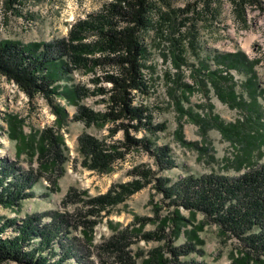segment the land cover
Listing matches in <instances>:
<instances>
[{
    "label": "trees",
    "instance_id": "obj_1",
    "mask_svg": "<svg viewBox=\"0 0 264 264\" xmlns=\"http://www.w3.org/2000/svg\"><path fill=\"white\" fill-rule=\"evenodd\" d=\"M22 3L23 0H4L5 14H16L17 5ZM229 3L244 26H248L250 6L264 10L263 0H229ZM223 10L224 0H189L184 7H175L172 0H111L100 11L77 20L65 38L27 44L15 39L0 40V77L14 81L30 98L39 94L46 97L56 115L59 129L65 124L68 111L55 101L56 97L65 99L69 104H78L84 96L91 94L100 96V101L105 102V111L78 105L74 117L87 126L113 123L110 135L122 131L123 139L109 143L90 133H83L79 137V150L87 168L100 173L110 172L116 161L124 159L132 151L143 149L154 156L159 168L156 171L146 164L137 165L131 171L133 180L115 183L103 194L88 195L85 217L79 215L77 218L72 213L54 210L32 213L20 222L16 218H0V264L8 261L99 264L100 260L90 258L93 250H86L83 240L71 235L70 227L82 225L83 236L88 240L86 243L93 245V228L98 223L97 218H103V211L108 213L111 207L124 202L150 183H153L156 192L162 194V202L171 206L172 210L162 217V207L158 204L154 209L156 217L136 218L135 223L140 226L129 224L115 228L114 233L99 247L115 256L117 264H208L191 256L192 253L201 257L205 255V240L200 231L208 224H215L221 242L231 245L229 264H264V163L253 161L255 149L264 146V113L257 97L261 89L252 69L254 61L243 52L215 55L219 65L247 70L249 77L244 87L252 97L250 101L238 94L234 85L227 84L232 76L220 74L219 70L208 71L199 82L207 92L208 84H212L219 98L230 107H240L248 112L244 120L233 123H227L216 114L203 118L196 115L204 130L216 127L225 138L241 145L234 162L240 170H245L238 175L213 171L202 175L188 174L175 182L160 175L159 171L172 169L177 163L170 146L156 145L149 134L162 132L167 126L154 122L149 105L135 103L138 92L148 96L151 91V84L144 74L148 54L145 35L153 30L160 37L169 39L174 47V61L179 66L188 51L201 58L198 24L203 21L208 25L219 18ZM203 65L207 69L208 65L204 62ZM111 67L115 69L108 70ZM77 69L92 73L94 89L62 83L69 80ZM99 70L104 73L100 74ZM101 82L109 83L110 87L103 86ZM182 87L185 94L193 90V85L189 83H183ZM182 111L192 113L184 108ZM7 120L12 138L19 142L18 155L28 150L33 157L37 156L39 164L35 173L34 167L25 171L18 168L15 162L1 160L0 205L17 208L25 199L34 196L33 188L44 173L56 166L63 173L68 157L65 140L58 130L47 128L37 140L36 134L25 133L22 118L10 115ZM142 130L146 134L138 136L137 133ZM178 137L186 142L182 133L179 132ZM262 155L263 152L260 153ZM49 174L51 176L52 172ZM57 178L52 180L51 191L58 187ZM74 199H77V193L73 188L67 193L65 201ZM183 209L189 212L188 216ZM46 216H50L47 222L44 221ZM74 219L77 224H73ZM150 221L157 222L155 230L144 231V226ZM9 228L15 234L4 236ZM182 234L184 242L177 244ZM135 236L146 242L159 241L162 244L148 252L140 250L134 253L130 246L136 242L133 240ZM55 241L58 246H55ZM49 252L60 255L59 260L53 261Z\"/></svg>",
    "mask_w": 264,
    "mask_h": 264
},
{
    "label": "rangeland",
    "instance_id": "obj_2",
    "mask_svg": "<svg viewBox=\"0 0 264 264\" xmlns=\"http://www.w3.org/2000/svg\"><path fill=\"white\" fill-rule=\"evenodd\" d=\"M111 0H23L17 5L16 14L6 15L4 12V0H0V40L15 39L24 44L32 41H52L57 38L68 36L72 25L79 19H85L90 14L100 11L105 4ZM189 0H172L175 7H184ZM264 1V0H263ZM248 26H244L232 12L229 0H224V10L219 18H215L208 25L203 21L199 22L200 33L198 43L201 45V58L198 59L191 51L184 54L183 61L179 66L174 61V50L169 39L162 38L153 30L145 35V43L148 48L146 58L147 67L144 69L145 78L151 84V91L148 96L137 93L135 103L144 102L151 108L155 123H165L166 129L155 135H150L156 145H168L171 154L176 160L177 166L172 169L159 171L160 175L177 181L188 174L202 175L213 171L238 175L245 170L239 169L234 162L236 155L240 152L241 145L225 138L216 128L211 127L204 130L197 122L200 117L210 114L219 115L227 123L244 120L248 112L240 107H230L222 101L212 84H208V92L200 85V80L208 71L219 70L220 74L232 79L227 84L234 85L238 94L250 101L251 95L248 93L244 83L249 74L246 69L231 68L228 65L218 64L215 55L218 53H245L251 61H254L253 72L258 78V102L264 113V10L256 6H250L247 13ZM203 62L206 63L207 69ZM114 67L108 70H114ZM250 68H248L249 70ZM103 74V70H99ZM63 84H79L94 89L92 73H86L80 69L74 70L69 80H64ZM183 83L193 85L192 91L186 94L182 87ZM103 86L110 87L107 82H101ZM100 96L86 95L78 104H69L65 99L56 97L55 101L66 107L68 116L65 124L60 127L56 123V115L50 106V101L42 94L30 98L14 81L6 77H0V162L9 160L15 162L18 168L25 171L34 167L35 173L38 170L37 156H32L30 151H25L18 155V141L13 139L10 133L8 116L17 115L22 118L23 130L27 135L36 134L37 140L41 133L52 128L63 136L65 140V153L67 160L61 168L56 166L52 171L44 173L38 179L33 188L34 196L23 201L21 207L12 208L0 205V218H16L18 222L32 213H45L58 210L61 213L74 214L85 217V209L88 208L86 199L88 195L96 196L103 194L115 183L128 182L133 180L132 169L137 165L146 164L158 171L154 156L147 150L132 151L124 159L116 161L113 169L107 173H100L87 168L84 163V156L79 150V137L83 133H90L98 138L105 139L109 143L123 139L122 131L114 136L110 135L113 123H106L103 126H87L81 120L75 119L78 105H87L97 111H105V102L100 101ZM181 105V106H179ZM181 107L192 113H183ZM264 121V116H263ZM184 136L183 142L178 137V133ZM139 135L146 134L142 130ZM192 142L194 144L189 145ZM263 155L260 156V153ZM259 155V156H258ZM253 161L264 163V146L256 148ZM52 172L50 176L49 173ZM57 188L51 191L52 180L56 178ZM11 179V177H10ZM54 187V185H53ZM75 189L77 199L65 201L67 193ZM30 191L29 188L26 189ZM87 192V194H86ZM161 205V216L169 214L172 207L162 202V194L156 192L153 183L143 187L141 190L129 196L124 202L111 207L108 213L103 211V218L99 217L98 223L92 232V244L83 236V227L78 225L76 219L73 224L76 228H71V235L82 239L83 247L93 250L90 253L91 259L100 260L99 264H117L115 256L105 253L99 247L105 239H108L115 228H123L135 223L137 217H156L155 207ZM183 213L188 216L189 212L183 209ZM77 215V216H76ZM91 217V216H90ZM200 219L202 215H199ZM94 218V217H92ZM50 216H46L44 221H49ZM157 222L150 221L144 226V231L155 230ZM169 230V229H168ZM15 234L9 228L3 235ZM200 235L205 240V255L201 257L192 253V257L205 260L208 264H229L231 262V245L221 242L218 236V229L215 224L207 225ZM184 234L177 239V244H182ZM134 242L130 247L135 253L143 250L148 252L162 242L150 241L133 237ZM96 245V246H95ZM55 246L58 242L55 241ZM95 246V248H94ZM98 246V247H97ZM60 249L58 248L57 251ZM47 254V250L45 251ZM51 254V252H49ZM52 260H59L60 255L51 254ZM2 264H25L15 261H8ZM62 264H68L63 262ZM97 264V263H96Z\"/></svg>",
    "mask_w": 264,
    "mask_h": 264
}]
</instances>
